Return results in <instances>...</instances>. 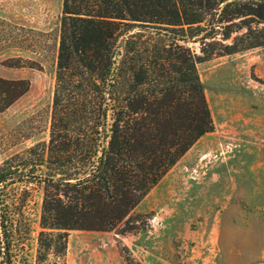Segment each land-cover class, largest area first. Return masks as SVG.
Here are the masks:
<instances>
[{"label":"trees","instance_id":"16d2710c","mask_svg":"<svg viewBox=\"0 0 264 264\" xmlns=\"http://www.w3.org/2000/svg\"><path fill=\"white\" fill-rule=\"evenodd\" d=\"M236 20L263 25L251 48L264 46V0H63L50 139L0 167V264L16 261L17 235L34 233V186L36 264L63 259L70 231L139 228L142 200L214 131L203 59L180 41ZM29 91L28 80L0 78V112Z\"/></svg>","mask_w":264,"mask_h":264},{"label":"rangeland","instance_id":"374dc122","mask_svg":"<svg viewBox=\"0 0 264 264\" xmlns=\"http://www.w3.org/2000/svg\"><path fill=\"white\" fill-rule=\"evenodd\" d=\"M62 8L63 0H0V78L30 82L0 112V167L50 139ZM202 27L180 44L203 59L214 131L142 200L139 228L70 231L64 258L45 264H264V46L251 48L263 25ZM42 198L34 186L25 209L34 233L16 236L14 264H36Z\"/></svg>","mask_w":264,"mask_h":264}]
</instances>
